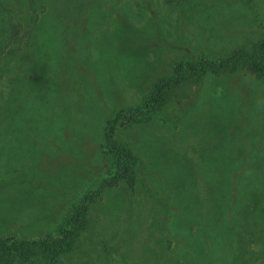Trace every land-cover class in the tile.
Listing matches in <instances>:
<instances>
[{"label": "rangeland", "instance_id": "rangeland-1", "mask_svg": "<svg viewBox=\"0 0 264 264\" xmlns=\"http://www.w3.org/2000/svg\"><path fill=\"white\" fill-rule=\"evenodd\" d=\"M71 1L53 10V0H0V233L55 239L77 199L78 187H38V199L16 194L39 177L34 133L54 114L47 98L62 79L67 95L82 97L73 113L97 125L116 118L111 136L133 161L86 203L88 225L67 249L51 258L35 249L29 264H264L254 221L243 239L223 215L224 161L237 166L239 149L245 162L264 153L263 79L244 69L203 72L169 90L156 110L125 111L173 61L216 58L263 37L264 0ZM43 159L52 169L63 162ZM157 193L169 199L167 218ZM248 201L254 208L258 198Z\"/></svg>", "mask_w": 264, "mask_h": 264}, {"label": "trees", "instance_id": "trees-1", "mask_svg": "<svg viewBox=\"0 0 264 264\" xmlns=\"http://www.w3.org/2000/svg\"><path fill=\"white\" fill-rule=\"evenodd\" d=\"M49 4L53 10L58 7L69 9L72 1L53 0V3ZM239 69L249 71L264 82V36L245 45L235 46L216 58L201 56L194 60L173 61L168 72L153 75L141 104L125 111L128 114L152 112L164 104L169 90L178 88L186 82L197 81L203 72L220 75L233 73ZM52 83L57 85L56 94L48 97L47 100L53 104V117L51 116L44 127L36 126L38 130L34 133L36 137L34 140L37 141L34 144L35 158L33 157L34 161L32 160L34 166L31 171L39 177L33 176L35 181L33 179L32 181L35 184L30 180L27 182L23 180L24 185L16 194L23 197V200L26 196H37L38 199L43 190L47 192L51 187L57 188L58 191L78 187L77 199L71 205V209L61 215L55 230L58 238L56 236L52 239V235L46 234L43 238L14 240L0 233V264H29L30 256L35 249H41L40 253L49 258L67 249L76 234L88 225L84 214L86 203L93 199L101 187L117 181L133 161L130 150L111 136L112 124L116 118H104V123L97 125L89 116L73 113L71 106L74 108L76 99L82 97L77 92L67 95L65 92L67 85L62 79ZM70 101H72L71 105ZM240 145L241 143L236 146L237 150ZM252 145L257 151L262 150L260 146ZM232 149V144H229L225 146L224 151L229 153ZM43 157L48 161L62 157L63 162L52 169L45 166L43 162L46 160ZM236 157L240 160L237 166L234 157L228 156L224 161L225 180L229 192L223 215L230 222L229 226L236 223L243 229L241 235L236 231L243 239H245L244 230L248 229L253 220V229L258 230L264 246V153H256L245 162V153L239 149ZM36 165H40L41 168L38 166L35 168ZM38 187L42 191L38 190ZM248 194L258 198L254 208H250ZM157 195L162 201V214L167 218L170 210L169 199L165 194L157 193ZM23 200L20 203L25 207ZM103 247L113 256L107 246Z\"/></svg>", "mask_w": 264, "mask_h": 264}]
</instances>
